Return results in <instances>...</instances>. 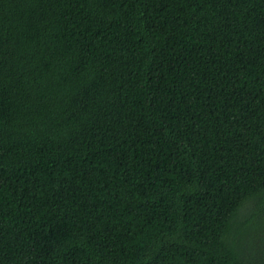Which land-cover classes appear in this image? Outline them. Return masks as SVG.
I'll list each match as a JSON object with an SVG mask.
<instances>
[{
    "label": "trees",
    "instance_id": "obj_1",
    "mask_svg": "<svg viewBox=\"0 0 264 264\" xmlns=\"http://www.w3.org/2000/svg\"><path fill=\"white\" fill-rule=\"evenodd\" d=\"M0 264H264V0H0Z\"/></svg>",
    "mask_w": 264,
    "mask_h": 264
}]
</instances>
